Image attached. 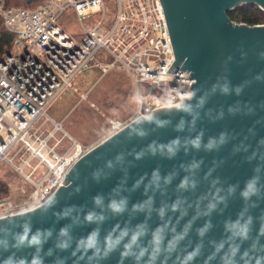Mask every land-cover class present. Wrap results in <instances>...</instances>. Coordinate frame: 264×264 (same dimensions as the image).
Segmentation results:
<instances>
[{
	"label": "water",
	"instance_id": "1",
	"mask_svg": "<svg viewBox=\"0 0 264 264\" xmlns=\"http://www.w3.org/2000/svg\"><path fill=\"white\" fill-rule=\"evenodd\" d=\"M161 1L176 56L168 71L192 74L191 98L130 120L80 156L43 203L1 216L0 264H31L36 249L13 246L27 220L33 232L51 229L43 264H264V24L228 14L246 3L264 9V0ZM249 182L256 191L245 197ZM113 200H126L123 212L111 211ZM93 230L101 248L109 234L128 237L99 259L77 247ZM134 232L133 252L145 254L122 259Z\"/></svg>",
	"mask_w": 264,
	"mask_h": 264
},
{
	"label": "built area",
	"instance_id": "2",
	"mask_svg": "<svg viewBox=\"0 0 264 264\" xmlns=\"http://www.w3.org/2000/svg\"><path fill=\"white\" fill-rule=\"evenodd\" d=\"M108 2L114 12L108 13L106 0H48L33 8L0 0L4 25L14 34L11 49L0 52V163L13 165L35 187V205L0 200V217L43 203L91 149L72 138L74 144L60 150L63 140L52 141L62 123L48 113L85 72L121 68L130 73L137 102L131 120L191 98L192 74L181 67L168 71L176 56L162 1ZM70 16L83 28L81 40L61 23ZM48 121L53 129L46 127Z\"/></svg>",
	"mask_w": 264,
	"mask_h": 264
},
{
	"label": "rangeland",
	"instance_id": "3",
	"mask_svg": "<svg viewBox=\"0 0 264 264\" xmlns=\"http://www.w3.org/2000/svg\"><path fill=\"white\" fill-rule=\"evenodd\" d=\"M106 2L108 13L114 12L112 4ZM61 23L77 40L85 35L73 17L62 18ZM136 110L135 83L128 71L115 68L102 74L99 70H90L79 78L75 88L61 95L48 109V113L62 123L52 142L63 140L59 145L63 150L73 145L75 139L88 150L129 122ZM46 127L53 129L54 123L48 121ZM35 165L37 162H33ZM31 171V166L25 169L26 173ZM35 175L38 176V172ZM0 181L7 187V191H3L6 195L0 196V200L8 199L17 207L35 205L32 197L35 187L13 165L0 163Z\"/></svg>",
	"mask_w": 264,
	"mask_h": 264
},
{
	"label": "clouds",
	"instance_id": "4",
	"mask_svg": "<svg viewBox=\"0 0 264 264\" xmlns=\"http://www.w3.org/2000/svg\"><path fill=\"white\" fill-rule=\"evenodd\" d=\"M227 91V89H225ZM240 89H237V92H239ZM223 138V135L221 139ZM193 144H195L197 147L199 146V140L193 141ZM213 146V142L210 141L207 145L208 148H211ZM172 149L170 148L169 151ZM109 167H111V164L109 163ZM98 176L97 174H94ZM183 186V184L181 185ZM255 185L253 182H249L246 186V189L242 193L243 196L248 197L250 194L255 193ZM94 203L100 204L101 203V197L96 196L93 198ZM126 204V200H120V201H111L109 207L111 211L115 213H121L124 211V205ZM63 215V214H62ZM64 216V215H63ZM59 218H62V216L59 214ZM94 219V213H88L86 216V220L91 222ZM100 219H103V217H100ZM210 226V224L208 225ZM21 231L19 233H16L13 237L14 240V247H30L35 248L36 253L33 255V258L31 260V264H43L42 257L39 255L40 251L43 248V244L47 242V239L51 237V229L46 230H40L37 229L35 232L32 231L31 221L27 220L23 224L20 225ZM236 228V234L239 235L242 238H246L247 235V225H240L238 222L236 225H234ZM59 236L61 238L69 237L68 229L62 228L60 230ZM99 232L98 230H93L87 238H81V240L78 242V250H80L84 255H87L89 250L92 252V256L95 258H106L109 253L114 251L117 246L124 240L125 237H128V232L122 231L119 236L113 238L112 234H109L104 242H103V248H101V242L98 239ZM141 233L134 232L131 234L130 238L127 240L126 243H124V251L121 252V258L127 256H134L137 260H139L144 254L145 250L141 249L138 254L133 252L134 247L137 246L138 241L140 239ZM69 239H61L57 247L61 250H66L69 245ZM51 249L49 250L48 254L51 255ZM4 264H27V262L21 258L19 260L9 257Z\"/></svg>",
	"mask_w": 264,
	"mask_h": 264
},
{
	"label": "trees",
	"instance_id": "5",
	"mask_svg": "<svg viewBox=\"0 0 264 264\" xmlns=\"http://www.w3.org/2000/svg\"><path fill=\"white\" fill-rule=\"evenodd\" d=\"M6 6L19 7H37L40 3H45L48 0H2ZM230 18L235 22H244L249 25L264 24V9L258 4L246 3L237 6L235 9L228 12ZM14 39V34L10 32L4 25L3 17L0 15V52H5L11 49V44ZM0 196H4L3 191H7L6 184L0 181Z\"/></svg>",
	"mask_w": 264,
	"mask_h": 264
},
{
	"label": "crops",
	"instance_id": "6",
	"mask_svg": "<svg viewBox=\"0 0 264 264\" xmlns=\"http://www.w3.org/2000/svg\"><path fill=\"white\" fill-rule=\"evenodd\" d=\"M51 116V115H50ZM52 117V116H51ZM54 118V117H53ZM56 120V118H54Z\"/></svg>",
	"mask_w": 264,
	"mask_h": 264
}]
</instances>
